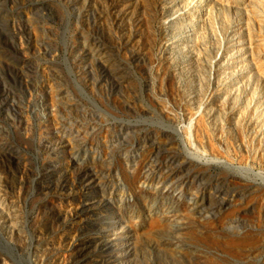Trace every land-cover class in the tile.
<instances>
[{
    "label": "rangeland",
    "instance_id": "obj_1",
    "mask_svg": "<svg viewBox=\"0 0 264 264\" xmlns=\"http://www.w3.org/2000/svg\"><path fill=\"white\" fill-rule=\"evenodd\" d=\"M0 264H264V0H0Z\"/></svg>",
    "mask_w": 264,
    "mask_h": 264
}]
</instances>
